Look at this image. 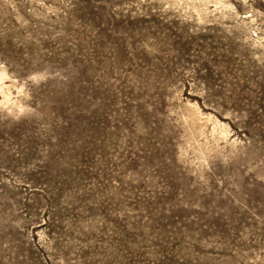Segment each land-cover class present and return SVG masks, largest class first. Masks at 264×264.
I'll return each instance as SVG.
<instances>
[{"label":"rangeland","instance_id":"1","mask_svg":"<svg viewBox=\"0 0 264 264\" xmlns=\"http://www.w3.org/2000/svg\"><path fill=\"white\" fill-rule=\"evenodd\" d=\"M0 264H264V0H0Z\"/></svg>","mask_w":264,"mask_h":264}]
</instances>
